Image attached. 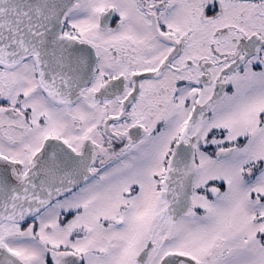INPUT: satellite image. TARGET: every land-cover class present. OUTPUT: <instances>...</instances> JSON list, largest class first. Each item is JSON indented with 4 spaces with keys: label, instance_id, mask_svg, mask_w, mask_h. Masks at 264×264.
<instances>
[{
    "label": "snow or ice",
    "instance_id": "1",
    "mask_svg": "<svg viewBox=\"0 0 264 264\" xmlns=\"http://www.w3.org/2000/svg\"><path fill=\"white\" fill-rule=\"evenodd\" d=\"M0 264H264V0H0Z\"/></svg>",
    "mask_w": 264,
    "mask_h": 264
},
{
    "label": "flooded vegetation",
    "instance_id": "2",
    "mask_svg": "<svg viewBox=\"0 0 264 264\" xmlns=\"http://www.w3.org/2000/svg\"><path fill=\"white\" fill-rule=\"evenodd\" d=\"M115 24V21H113V25ZM230 90V89H229ZM225 146H228L227 144L225 145ZM206 151H208L209 153H212V154H214V152H215V149L214 148H212V147H209V148H207L206 149Z\"/></svg>",
    "mask_w": 264,
    "mask_h": 264
},
{
    "label": "trees",
    "instance_id": "3",
    "mask_svg": "<svg viewBox=\"0 0 264 264\" xmlns=\"http://www.w3.org/2000/svg\"><path fill=\"white\" fill-rule=\"evenodd\" d=\"M243 142V140H241V143Z\"/></svg>",
    "mask_w": 264,
    "mask_h": 264
},
{
    "label": "rangeland",
    "instance_id": "4",
    "mask_svg": "<svg viewBox=\"0 0 264 264\" xmlns=\"http://www.w3.org/2000/svg\"><path fill=\"white\" fill-rule=\"evenodd\" d=\"M243 142H244V141H243ZM243 142H242V143H243Z\"/></svg>",
    "mask_w": 264,
    "mask_h": 264
}]
</instances>
